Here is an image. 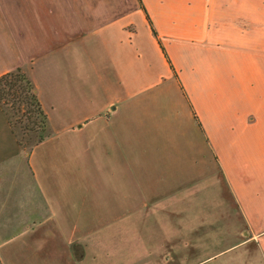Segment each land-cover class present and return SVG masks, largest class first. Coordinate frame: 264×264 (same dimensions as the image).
Masks as SVG:
<instances>
[{
	"label": "crops",
	"instance_id": "0c3cea01",
	"mask_svg": "<svg viewBox=\"0 0 264 264\" xmlns=\"http://www.w3.org/2000/svg\"><path fill=\"white\" fill-rule=\"evenodd\" d=\"M18 68L48 135L0 108V264H264V0H0Z\"/></svg>",
	"mask_w": 264,
	"mask_h": 264
},
{
	"label": "trees",
	"instance_id": "16d2710c",
	"mask_svg": "<svg viewBox=\"0 0 264 264\" xmlns=\"http://www.w3.org/2000/svg\"><path fill=\"white\" fill-rule=\"evenodd\" d=\"M9 104L14 113L26 115L27 119L40 120V134L32 144L25 146L15 133L11 118L5 109ZM0 108L20 147H33L48 135L47 118L37 99L28 73L21 68L0 76Z\"/></svg>",
	"mask_w": 264,
	"mask_h": 264
},
{
	"label": "rangeland",
	"instance_id": "374dc122",
	"mask_svg": "<svg viewBox=\"0 0 264 264\" xmlns=\"http://www.w3.org/2000/svg\"><path fill=\"white\" fill-rule=\"evenodd\" d=\"M7 113L13 123V128L18 138L22 141V144L28 146L32 144L40 134V120L38 119H27L26 115L17 114L12 111V106L9 104L5 107ZM34 122V124H33ZM11 129V128H10ZM12 132V131H11ZM217 250H203V253L215 254ZM219 255L215 256L214 262L207 264H262L260 256L256 253L255 248L250 249L246 247H238L228 251H220Z\"/></svg>",
	"mask_w": 264,
	"mask_h": 264
}]
</instances>
